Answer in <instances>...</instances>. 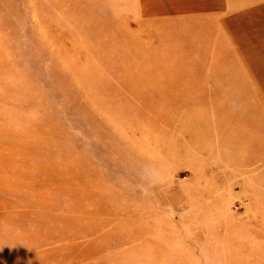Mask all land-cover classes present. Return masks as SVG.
<instances>
[{
  "label": "rangeland",
  "instance_id": "374dc122",
  "mask_svg": "<svg viewBox=\"0 0 264 264\" xmlns=\"http://www.w3.org/2000/svg\"><path fill=\"white\" fill-rule=\"evenodd\" d=\"M136 12L0 0V264H264V139Z\"/></svg>",
  "mask_w": 264,
  "mask_h": 264
},
{
  "label": "crops",
  "instance_id": "0c3cea01",
  "mask_svg": "<svg viewBox=\"0 0 264 264\" xmlns=\"http://www.w3.org/2000/svg\"><path fill=\"white\" fill-rule=\"evenodd\" d=\"M136 3L138 47L177 54L173 66L188 67L178 75L186 96L236 99L240 120L264 139V0Z\"/></svg>",
  "mask_w": 264,
  "mask_h": 264
}]
</instances>
